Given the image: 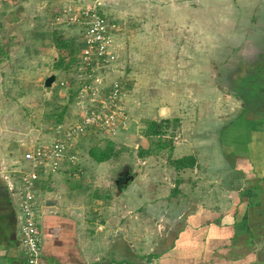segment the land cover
<instances>
[{
  "label": "rangeland",
  "instance_id": "rangeland-1",
  "mask_svg": "<svg viewBox=\"0 0 264 264\" xmlns=\"http://www.w3.org/2000/svg\"><path fill=\"white\" fill-rule=\"evenodd\" d=\"M98 1L109 22L116 23L112 34L118 58L112 65L95 64L90 73L78 67L85 24L75 16ZM59 36L81 45L70 69L56 67ZM53 74L55 82L46 87ZM246 74L251 78L245 80ZM242 79L264 89V0H0V170L13 173L8 156L23 150L21 142L48 150L67 141L62 161L71 157L76 162L62 169H77V178L91 190L94 209L97 197L103 205L112 204V181L120 186L126 176H134L130 187L141 194L139 205L150 211L142 216L126 194L119 232L142 255L163 252L170 242L165 236L185 220L173 219V211L195 210L196 203L213 208V200H220L219 209L229 207L225 190H243L250 182L244 171L250 168L251 147L257 161L263 154V140H251L253 131L263 129L259 117L245 115V96L237 94ZM115 83L122 84L121 93L115 94ZM82 88L87 90L70 101L71 92ZM119 100L126 118L111 132L103 120L114 118L116 124ZM87 119L101 122L86 129ZM154 121L163 124L162 137L148 135ZM95 145L113 146L119 159L95 162L89 156ZM140 151L147 154L140 156ZM184 156L197 157L194 167L177 169L172 161ZM25 160L24 155L27 166ZM235 160L237 172L231 168ZM43 167L47 171H38L40 179L58 172L50 162ZM111 204L103 209L114 230L122 216ZM166 206L169 216H153ZM91 213L97 220L98 213ZM143 261L149 264V258Z\"/></svg>",
  "mask_w": 264,
  "mask_h": 264
},
{
  "label": "crops",
  "instance_id": "crops-1",
  "mask_svg": "<svg viewBox=\"0 0 264 264\" xmlns=\"http://www.w3.org/2000/svg\"><path fill=\"white\" fill-rule=\"evenodd\" d=\"M249 88L251 103L247 106L244 102V113H250L251 119L253 114L259 117L263 129L259 134L253 131L251 140L255 137L262 139L264 146V89L260 90L253 81ZM23 144L21 142L19 146L24 152L22 150L15 155L8 154L13 164V173L4 170V167L0 170V264H28L21 241V210L18 205L21 195L18 186L29 169V161L25 160L26 166L23 157L32 148ZM252 150L255 148L251 147V155L247 158L250 168L244 171V180H247L246 183L250 182L243 190H237V187L225 190L230 196L227 202L229 207L219 209L220 200H213L217 201V206L213 208L196 203L195 210H180L178 213L173 211V219L181 221L185 218L181 223L183 227L174 229L172 234L165 236V241L170 242L162 253L152 252L151 255L137 252L134 242L119 232L123 222L120 209L126 206L121 199L127 197L126 194H129L128 200L133 198L130 199L132 205L142 209V216L148 217L150 211L146 213L144 203L139 205L141 194L132 191L129 181L126 180L120 186L112 181V189L115 191L110 189L113 194L109 196L113 197L112 204L105 205H113L119 210L120 214L117 213V216L121 215L122 218L118 220L117 217L116 227L111 230L110 218H105L104 211L107 210L103 209L105 205L102 200L98 197L95 199L94 209L89 202L92 198L91 190L81 182L83 178H77V169L71 167V170H63L62 165L64 168L66 162H71L68 159L61 160L58 172L45 179L39 178L35 184L42 242L40 264H145L144 258H149V264H155L156 261L158 264H264V148L259 161L253 158ZM237 153L241 152L233 154ZM3 160L9 162L7 157ZM198 167H201L200 162ZM236 167L237 160L231 166L234 172L238 170ZM72 179L74 182L71 184ZM225 191L222 190L221 193L225 195ZM104 197L106 201L107 196ZM191 207V204H187L186 208ZM166 208L167 206L162 211L159 209L161 213H154L153 216H167ZM93 210L98 213L97 220L92 217ZM153 245L155 244L152 243L151 246L155 247ZM126 255L132 260L126 262Z\"/></svg>",
  "mask_w": 264,
  "mask_h": 264
},
{
  "label": "built area",
  "instance_id": "built-area-1",
  "mask_svg": "<svg viewBox=\"0 0 264 264\" xmlns=\"http://www.w3.org/2000/svg\"><path fill=\"white\" fill-rule=\"evenodd\" d=\"M100 2L98 4L88 5L86 9H83L80 16H75V21L82 22L85 24L83 32V48L81 49V60L78 62L80 70H85L91 73V68L95 64L100 65H112L117 56V52L114 49L115 40L112 34V26L116 23L111 24L104 14H101ZM112 28V29H111ZM81 62H84L82 64ZM87 69V70H86ZM122 84L115 83L114 88L115 94H118L119 90L121 93ZM87 89L82 88L77 90V94L80 92L83 94ZM113 93L108 94V99L112 101ZM116 124L114 118H106L103 122L104 128L109 129L111 132H115L125 121L122 119L124 111L120 109L117 104L116 108ZM122 117V118H120ZM112 121V123H111ZM101 121L92 122L91 119L86 120V129L92 127L93 124H100ZM85 124L84 121L82 123ZM74 132V130H73ZM67 141L59 140L54 144H51L50 149L44 148L31 150L25 153V159L29 161V169L22 176L18 190L21 195L19 200V208L21 210V241L24 247V252L27 258L28 264H40L42 255V242L40 236V229L38 223V205H37V194L35 184L40 177L39 170L43 169L45 172L47 168L43 167L50 162V169L56 172L61 168V160L67 150ZM74 156V155H73ZM69 161L73 163L76 160H72L69 157Z\"/></svg>",
  "mask_w": 264,
  "mask_h": 264
},
{
  "label": "trees",
  "instance_id": "trees-1",
  "mask_svg": "<svg viewBox=\"0 0 264 264\" xmlns=\"http://www.w3.org/2000/svg\"><path fill=\"white\" fill-rule=\"evenodd\" d=\"M100 12H101V14H103L102 11H100ZM56 43H57V47H58V49L60 50V53H61V56H59V58H58L56 67L59 68L61 66H64L65 69H70L71 68V64L76 61V54H77V51L80 50V46L81 45L78 46L74 42H72L70 44V42H66L63 39V36H59V38L57 37L56 38ZM66 48L70 49V53H68L67 51L64 52L63 49H66ZM258 68H257V70H258V72H260L262 69H260V68L258 69ZM244 78L246 80L247 78H251V77H250L249 74H246L244 76ZM245 80L243 81V79H242L241 84H239V86L237 87V94L239 96H245V99H243V100H244V102H245V104L247 106H250V103H251L250 99L251 98L249 96L251 95V89L249 88V85L251 84V82L248 83V82H245ZM60 83H62V85L66 84V82H64V81H60ZM231 92H232V90H231ZM75 94H77V91L71 92L70 99H69L70 101L72 100V97ZM243 118L239 119L238 122H241L243 120ZM61 119H62L61 115H59L58 119H57V122L61 123L62 122ZM245 120H246V118H245ZM162 122L163 123H168L169 120L168 121L167 120H163ZM152 128H153V130H151ZM148 130L150 131L148 133V135L149 134H156V135H159L160 137H162L165 134V132H166L163 129V124H160V123L158 124L156 121L152 122V125H150L148 127ZM222 136H223L222 141H226L225 140V136L224 135H222ZM109 143H111V142H109ZM110 145H112V144H110ZM145 153L147 154V151H140L139 155L143 156ZM89 155L94 160H96L97 162H104V161H108V160L112 159V157H115L116 159H119L118 157L120 156V153L117 150H114L113 146H107V147L101 148L100 146L95 145L94 147L91 148V150L89 152ZM195 162H196V157L195 156H188V157L184 156V157H181V158H178V159L172 161V163L177 167V169H181V168H185V167H194ZM122 167L124 169H126V171L128 172L129 167H127V168H126V166L125 167L122 166ZM126 177L128 178V179L126 178V180H128V181H130V180H132L134 178V176H126ZM126 180H124V182ZM108 196H110V195L108 194Z\"/></svg>",
  "mask_w": 264,
  "mask_h": 264
},
{
  "label": "water",
  "instance_id": "water-1",
  "mask_svg": "<svg viewBox=\"0 0 264 264\" xmlns=\"http://www.w3.org/2000/svg\"><path fill=\"white\" fill-rule=\"evenodd\" d=\"M55 80H56V75H54V74L47 77L45 80V86L46 87L52 86V84L55 82Z\"/></svg>",
  "mask_w": 264,
  "mask_h": 264
}]
</instances>
